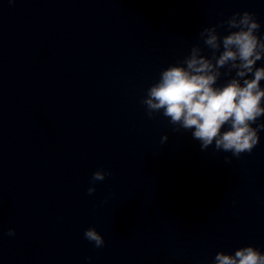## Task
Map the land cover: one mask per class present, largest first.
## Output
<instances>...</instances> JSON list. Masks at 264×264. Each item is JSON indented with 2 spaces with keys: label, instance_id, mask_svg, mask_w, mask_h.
<instances>
[{
  "label": "clouds",
  "instance_id": "9594fccd",
  "mask_svg": "<svg viewBox=\"0 0 264 264\" xmlns=\"http://www.w3.org/2000/svg\"><path fill=\"white\" fill-rule=\"evenodd\" d=\"M225 27L228 34L221 35L217 29ZM260 28L255 14L249 11L235 12L227 20L204 27L198 35L211 56L194 44L182 62L163 69L141 100L148 117L161 113L173 131H191L202 151L214 146L215 152L237 158L250 154L259 142V132L264 130V123H258L264 117V66L257 67V62L264 60V37L257 34ZM221 69L226 71L222 73ZM233 71L235 75L218 86L221 76H231ZM167 140L164 135L160 142ZM224 162L229 164L231 160L226 156ZM110 175L103 169L95 171L88 194L96 191V182ZM7 235L15 236V230L9 229ZM84 237L96 248L105 244L94 227L87 228ZM213 264H264V253L249 245L234 254L218 252Z\"/></svg>",
  "mask_w": 264,
  "mask_h": 264
}]
</instances>
